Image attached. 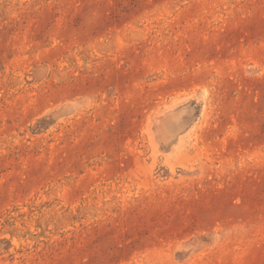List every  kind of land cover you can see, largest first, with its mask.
<instances>
[{
  "label": "rangeland",
  "instance_id": "obj_1",
  "mask_svg": "<svg viewBox=\"0 0 264 264\" xmlns=\"http://www.w3.org/2000/svg\"><path fill=\"white\" fill-rule=\"evenodd\" d=\"M0 264H264V0H0Z\"/></svg>",
  "mask_w": 264,
  "mask_h": 264
}]
</instances>
